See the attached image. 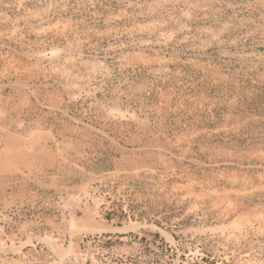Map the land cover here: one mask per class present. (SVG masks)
<instances>
[{"label": "rangeland", "instance_id": "obj_1", "mask_svg": "<svg viewBox=\"0 0 264 264\" xmlns=\"http://www.w3.org/2000/svg\"><path fill=\"white\" fill-rule=\"evenodd\" d=\"M0 264H264V0H0Z\"/></svg>", "mask_w": 264, "mask_h": 264}, {"label": "trees", "instance_id": "obj_2", "mask_svg": "<svg viewBox=\"0 0 264 264\" xmlns=\"http://www.w3.org/2000/svg\"><path fill=\"white\" fill-rule=\"evenodd\" d=\"M108 235H111V234H104V236H108Z\"/></svg>", "mask_w": 264, "mask_h": 264}]
</instances>
